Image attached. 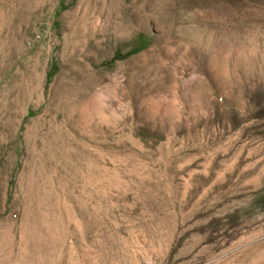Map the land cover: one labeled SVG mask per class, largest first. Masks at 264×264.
<instances>
[{"label": "rangeland", "instance_id": "374dc122", "mask_svg": "<svg viewBox=\"0 0 264 264\" xmlns=\"http://www.w3.org/2000/svg\"><path fill=\"white\" fill-rule=\"evenodd\" d=\"M0 264H264V0H0Z\"/></svg>", "mask_w": 264, "mask_h": 264}]
</instances>
